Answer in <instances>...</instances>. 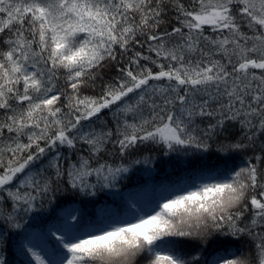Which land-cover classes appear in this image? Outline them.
Here are the masks:
<instances>
[{"label": "snow or ice", "instance_id": "1", "mask_svg": "<svg viewBox=\"0 0 264 264\" xmlns=\"http://www.w3.org/2000/svg\"><path fill=\"white\" fill-rule=\"evenodd\" d=\"M0 264H264V0H0Z\"/></svg>", "mask_w": 264, "mask_h": 264}]
</instances>
